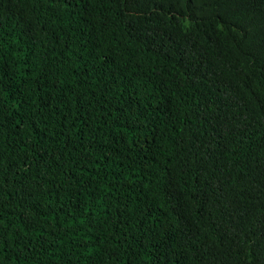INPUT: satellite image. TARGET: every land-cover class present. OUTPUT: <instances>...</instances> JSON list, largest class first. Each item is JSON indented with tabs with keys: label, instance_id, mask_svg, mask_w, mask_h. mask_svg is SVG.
<instances>
[{
	"label": "trees",
	"instance_id": "trees-1",
	"mask_svg": "<svg viewBox=\"0 0 264 264\" xmlns=\"http://www.w3.org/2000/svg\"><path fill=\"white\" fill-rule=\"evenodd\" d=\"M0 264H264V0H0Z\"/></svg>",
	"mask_w": 264,
	"mask_h": 264
}]
</instances>
